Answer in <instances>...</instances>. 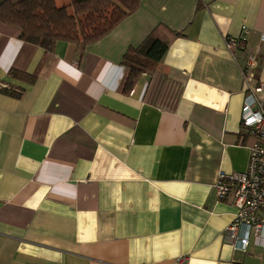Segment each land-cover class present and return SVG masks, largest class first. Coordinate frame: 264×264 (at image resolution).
I'll use <instances>...</instances> for the list:
<instances>
[{
	"label": "crops",
	"instance_id": "crops-1",
	"mask_svg": "<svg viewBox=\"0 0 264 264\" xmlns=\"http://www.w3.org/2000/svg\"><path fill=\"white\" fill-rule=\"evenodd\" d=\"M155 32L164 60L123 93L125 54ZM20 34L0 22V264H264L227 242L237 210L216 191L248 167L264 0H140L83 52Z\"/></svg>",
	"mask_w": 264,
	"mask_h": 264
},
{
	"label": "trees",
	"instance_id": "trees-1",
	"mask_svg": "<svg viewBox=\"0 0 264 264\" xmlns=\"http://www.w3.org/2000/svg\"><path fill=\"white\" fill-rule=\"evenodd\" d=\"M64 1L58 7L57 0H0V22L20 29V40L47 52H52L59 42L74 43L83 52L140 7V0ZM167 51L168 45L156 32L139 47L130 49L123 60L128 70L123 93L129 94L142 75L155 73ZM21 94L13 93L17 97Z\"/></svg>",
	"mask_w": 264,
	"mask_h": 264
},
{
	"label": "built area",
	"instance_id": "built-area-1",
	"mask_svg": "<svg viewBox=\"0 0 264 264\" xmlns=\"http://www.w3.org/2000/svg\"><path fill=\"white\" fill-rule=\"evenodd\" d=\"M264 42V38L262 40ZM226 48L231 53L241 52L246 69L257 67L256 54H245L246 39H226ZM235 58V55H234ZM245 76V73H244ZM246 79V76H245ZM8 87L0 83V90ZM264 88H249L242 108V128L254 139L249 149V163L244 172L220 173L216 191L220 200L233 197L237 213L235 219L226 228L227 242L236 251L247 252L252 243L264 248Z\"/></svg>",
	"mask_w": 264,
	"mask_h": 264
},
{
	"label": "rangeland",
	"instance_id": "rangeland-1",
	"mask_svg": "<svg viewBox=\"0 0 264 264\" xmlns=\"http://www.w3.org/2000/svg\"><path fill=\"white\" fill-rule=\"evenodd\" d=\"M65 1L64 0H57V6L58 7H62L64 5ZM253 144V142L251 143V145Z\"/></svg>",
	"mask_w": 264,
	"mask_h": 264
}]
</instances>
